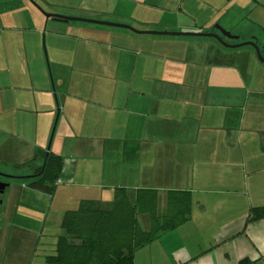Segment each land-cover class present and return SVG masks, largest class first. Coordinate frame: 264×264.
<instances>
[{
	"label": "crops",
	"instance_id": "crops-1",
	"mask_svg": "<svg viewBox=\"0 0 264 264\" xmlns=\"http://www.w3.org/2000/svg\"><path fill=\"white\" fill-rule=\"evenodd\" d=\"M188 3L19 0L0 12V164L28 167L30 176L42 164L39 152L63 159L52 192L28 185L16 198L10 186L0 264H61L47 256L66 211L109 209L118 187L157 189L163 211L168 190L192 196L190 219L138 248L134 264H264V216L254 218V208L264 207V62L252 45L228 47L201 35L259 44L264 0H246L245 20L197 16ZM37 4L144 32L54 20ZM35 202L46 210L38 228L31 225L42 210ZM47 224L60 229L49 241L53 252L37 258L48 242L29 236H44Z\"/></svg>",
	"mask_w": 264,
	"mask_h": 264
},
{
	"label": "trees",
	"instance_id": "trees-1",
	"mask_svg": "<svg viewBox=\"0 0 264 264\" xmlns=\"http://www.w3.org/2000/svg\"><path fill=\"white\" fill-rule=\"evenodd\" d=\"M17 4L19 0L4 2L0 4V12ZM37 155L42 164L26 180H29V186L50 193L63 159L52 151ZM166 195L165 211L161 208L163 202H160L157 189L130 190L125 187L116 189L111 209L87 204L66 211L55 252L47 258L61 264H134L138 248L190 219L191 193L171 189ZM254 211V218L264 216V207L257 206ZM145 222L149 223L148 227Z\"/></svg>",
	"mask_w": 264,
	"mask_h": 264
},
{
	"label": "rangeland",
	"instance_id": "rangeland-1",
	"mask_svg": "<svg viewBox=\"0 0 264 264\" xmlns=\"http://www.w3.org/2000/svg\"><path fill=\"white\" fill-rule=\"evenodd\" d=\"M7 1H9V0H0V4H3L4 2H7ZM10 1H13V0H10ZM188 1H189L188 5L190 6L189 10L190 11H194L195 14H198L197 16H199V14L201 15V13H204V12H206L208 14L207 16H210L211 14L214 15L213 12H216V14L214 16L216 17L217 20H245L242 16H244V14L246 13V10H245V13H244V11L242 9L243 8L245 9V7H246V0H188ZM192 1H194V3H192ZM192 4H194L193 5V9H191L192 8ZM5 7H6V5H5ZM12 7H14V6H12ZM12 7H10V6L6 7L4 9V11H6L7 9H11ZM38 8H39L40 12H42V13H44V12L50 13V12H47L45 10V8H41V6H39V5H38ZM17 14L19 16H23L24 13H23V11L22 12L19 11V13H17ZM248 14H249V12L246 13V15H248ZM161 16H163V15L162 14H157V15L155 14L152 18L155 17L157 19V18H159ZM167 16H169V15H165V17H167ZM242 25H243V23H241L240 27H242ZM259 35H260V39H261L259 45L260 46H264V44H262V43H264V35H262V33H259ZM242 42H244V41H242ZM238 43H240V42H238ZM251 47H252L251 45H243V46L235 47V48H251ZM28 169H29L28 167L21 168V169H16V168H14L12 166L7 167V166H5L3 164H0V170H3V171H5L7 173H10V174L18 173L20 176L21 175L22 176H27L26 172L28 171ZM31 171L32 170H30V172ZM13 184L15 185L14 189H16V190L13 191V193H17L16 194V198H17V196H18L19 192H21V190L26 191V188L28 187V184H29V180L22 179L20 181H15ZM19 196H20V194H19ZM38 197H40V196H37L35 194L34 199L40 200ZM35 203H36L35 205H39L40 209H42V210H41V213H38L39 214L38 216H35L34 220L37 223H35V221H32L31 225L35 226L37 224L36 228H38V225L40 224V222L41 223L44 222L45 211L46 210H45V207L41 203H38V202H35ZM49 203H50V201L47 200L46 205H48ZM111 208H113V206ZM111 208H109V209H111ZM43 210H44V212H43ZM61 221H63V220H61ZM61 223L62 222H60V224ZM53 224H55V223H53ZM47 226L48 227L45 228V229H48V230L45 231L44 236H41L40 232L38 234H36L35 237L33 235H31V234L29 236V239L31 241H34L35 243L39 239H40V243H42V241H44V242L47 241L48 242V244H47V246H46V248L44 250H42L43 247H44L43 244L38 246V250H36V253H37L36 257L37 258H40V253H43V252L52 253L53 252V248H52L53 245H50L49 241H54L55 237H54L53 234L59 232L60 226L58 228H55V229H53L54 227H49V224H47ZM49 229H52V230H49ZM8 241H9V235H8V238L5 237V240L3 239V247L0 250V261H2V262H4V260L7 257V248L6 247H8V244H7Z\"/></svg>",
	"mask_w": 264,
	"mask_h": 264
},
{
	"label": "water",
	"instance_id": "water-1",
	"mask_svg": "<svg viewBox=\"0 0 264 264\" xmlns=\"http://www.w3.org/2000/svg\"><path fill=\"white\" fill-rule=\"evenodd\" d=\"M47 17H52L54 20H58V21H70V20H82V21H88V22H93V23H102V24H108L111 26H115V27H123V28H129L132 30H135L137 32H144V31H138L136 29H134L133 27L129 26V25H125V24H119V23H113V22H105V21H98V20H92V19H84V18H79V17H69V16H64L61 14H51V13H46ZM220 32L222 33L223 36L228 37L230 39H238V36L232 34L231 32L225 30L224 28H222L221 26H218ZM147 33H152V34H172V35H180V34H195V33H187V32H170V31H148ZM201 35H208V36H213L216 37L217 39H219L224 45L228 46V47H240L243 45H252L255 47L257 53H258V57L261 61L264 62V56L262 55V48L261 46L258 44V42L256 41V39L254 40H246L244 42H240V43H236V44H229L227 43L222 36H220L217 33H205V34H201ZM264 48V47H263Z\"/></svg>",
	"mask_w": 264,
	"mask_h": 264
},
{
	"label": "flooded vegetation",
	"instance_id": "flooded-vegetation-1",
	"mask_svg": "<svg viewBox=\"0 0 264 264\" xmlns=\"http://www.w3.org/2000/svg\"><path fill=\"white\" fill-rule=\"evenodd\" d=\"M263 47L264 46H261L262 49H264ZM34 174H35V169L30 176H33ZM28 176L29 175L27 176L13 175L3 170H0V214L4 206V197L6 193L9 191V188L12 185V183H14L15 181L26 179V177Z\"/></svg>",
	"mask_w": 264,
	"mask_h": 264
}]
</instances>
